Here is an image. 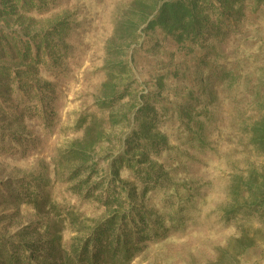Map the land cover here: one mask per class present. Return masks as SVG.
Returning <instances> with one entry per match:
<instances>
[{
    "label": "rangeland",
    "instance_id": "374dc122",
    "mask_svg": "<svg viewBox=\"0 0 264 264\" xmlns=\"http://www.w3.org/2000/svg\"><path fill=\"white\" fill-rule=\"evenodd\" d=\"M142 4L149 7L153 0H0V84L12 87L11 93L3 88L6 96L0 98V264H56L54 237L68 249L78 230L104 214L99 192L88 199L73 194L66 171H58L53 186L39 177L45 171L52 178L49 167L88 124L93 135L103 134L92 148L93 159L115 157L118 138L143 121L133 122L142 111L139 99L151 105L147 134L161 145L150 155L131 154L168 182H151L138 200L151 214L129 264H264V149L252 143L250 128L264 114V85H254L264 80V5L253 19L236 23L249 29L239 49L248 61L243 72L237 69L243 77L252 74V82L233 83L221 98L207 78L211 65L206 71L202 66L197 71L191 61L181 67L184 51L171 35L159 27L141 32ZM122 22H132L136 31L119 37ZM233 36L231 31L219 41L211 35L194 58L205 54L208 62L232 61ZM112 44L120 46L116 53ZM117 63L123 71L113 69ZM175 67L180 68L173 78ZM6 70L11 77L2 79ZM195 78L192 98L187 92ZM113 85L120 103L97 106ZM244 87L249 92L242 93ZM181 101L192 104L191 131L185 125L189 119L178 117ZM124 115L130 122L120 120ZM100 167L105 169L106 161L100 160ZM120 177L141 193L133 169L123 165ZM46 194L57 203L51 215L42 199ZM232 207L236 211L226 213ZM51 217L63 222L53 228ZM11 252L19 261L5 263Z\"/></svg>",
    "mask_w": 264,
    "mask_h": 264
},
{
    "label": "trees",
    "instance_id": "16d2710c",
    "mask_svg": "<svg viewBox=\"0 0 264 264\" xmlns=\"http://www.w3.org/2000/svg\"><path fill=\"white\" fill-rule=\"evenodd\" d=\"M263 5L264 0H153V4L149 7H145L148 6L145 4L141 6V21L145 25L141 32L148 33L155 27H159L163 32L171 35L172 40L179 50L184 51L183 58L179 62L181 67H185L191 61V63L195 62L197 71H200L198 68L200 66L203 67V71H206L205 68L211 65L210 74L207 78H211L216 83L217 89L214 94L219 93L222 98L227 87L233 83L235 85L241 83L243 86H246L248 82H252V74L246 73L244 77L242 76L241 72L244 71L243 64L248 61V57L244 51L239 50L242 40L249 33V29L241 30L236 23L241 19L245 22L253 19L255 13L262 11ZM250 22L254 23L255 21ZM136 28L132 22H122L118 28L119 37L129 34L130 31H136ZM231 31L234 32L233 38L229 40L230 47H232V61H221L218 64L214 61L208 62L205 54L200 56V58H194L200 51L198 48H202L203 43L211 35L218 38L219 41H222ZM110 47L113 48L114 53L120 49V46L116 44H112ZM39 48L38 46L36 52L38 59L41 58ZM220 54L223 55L226 52H220ZM190 55L192 57L190 60H187ZM234 55H236L235 58ZM194 59L196 60L194 61ZM112 67L117 71H123L124 69L119 63ZM238 67L241 72L237 69ZM179 68L175 67L170 70L173 78L177 77ZM10 77L7 70L2 75V79ZM161 78L158 81L159 86H161ZM195 81L196 78L192 80L193 85H191V90L187 92V94L192 95V98L195 92L193 90ZM256 81L257 83L254 85H264V80L256 79ZM19 85L20 87H25L24 82ZM105 86L108 87V84H105ZM114 86L111 87L114 89L111 90L110 95H106L97 100V106L111 108L120 103L122 95L118 94ZM3 88H7L6 92H12L11 86L4 87V85L0 84V98L6 96ZM175 88L179 89L180 92L183 91V87L181 86L176 85ZM244 88L242 93L249 92L246 87ZM32 90H34V87L30 86L29 91ZM35 90H38V88L36 87ZM176 94L178 95V93ZM38 97L39 100H42L41 96ZM182 98L184 97L180 99ZM137 102L140 105L139 110L142 111L140 115L134 116L133 122L142 119L143 121L139 124V129H130L124 134V138H118V154L115 157L110 159H93L91 156L92 148L101 140L103 134L99 132L93 135V125L88 124L83 128V136L68 144L66 149L60 152V162L54 167H49L52 171L53 180H50L52 178H48L49 174L45 173V171L40 174V183L42 181L46 183L47 180L50 186H53V182H56L54 176L59 178L58 171H66L68 179L72 181L68 187L73 191V194L88 199L94 193L99 192L101 196L100 202L105 207L104 214L94 220L91 226H86L87 230L81 228L77 231V234L71 238L73 243L68 249L66 245L63 246L61 243L60 236L56 235L54 237L57 245L56 247L52 246L51 251L58 258L56 264H129L134 257L135 251L140 250L142 245L141 241L144 237L142 232L145 228L149 227L148 216L151 212L139 204L140 202L138 200L145 196L149 188L148 185L151 182L154 181L156 184L160 182V185L164 186L168 181L163 180L161 175L153 173L152 164L147 167L140 166L141 160H135L131 154L132 151L136 150L146 152L150 155L153 146L156 145L158 147L161 145L160 140H155L147 134V129L150 127L149 123H151L150 121L153 118L151 116V105L147 101L143 103L140 99ZM192 111L194 110L189 101H181V104L177 107V114L180 120L183 121L185 118L189 119V123L185 124L188 126L189 131L192 128L190 127V122L192 121L190 115L193 114ZM112 112L111 110L109 116ZM250 117L251 115L248 116V119ZM130 119L124 115V118L122 117L120 120L130 122ZM255 122H257V127L252 128ZM196 125H199L197 129L199 130L201 124L196 123ZM246 127H249L248 124ZM250 128L252 130V143L264 149V114H261L256 120H253ZM2 129L3 126L0 124V135H3ZM156 134L159 135L158 133ZM198 136L201 138L199 134ZM14 138L15 136H13ZM107 140L111 141L109 136H107ZM160 149L158 148V150ZM100 160L106 161L105 169L100 167ZM61 162L63 163L61 164ZM135 164L138 166H135ZM123 165H127L134 170L136 179L139 180L141 178V193L138 190V186L129 184L120 177V168ZM45 169L48 170V167ZM99 172L102 173V176L97 181L93 180L92 177ZM261 190L264 196V188ZM36 196L39 195L36 194ZM42 199L45 203L46 211L51 215V211L57 207V203L48 194ZM261 204H264V202H261ZM234 211L236 209L232 207L226 213ZM66 212L72 217L71 208L67 207ZM50 219H54L56 223L51 225L53 228L63 222L62 218L51 217ZM14 255L15 253L11 252L8 260L3 261L10 263L14 259L15 262H18L19 256L14 258Z\"/></svg>",
    "mask_w": 264,
    "mask_h": 264
}]
</instances>
